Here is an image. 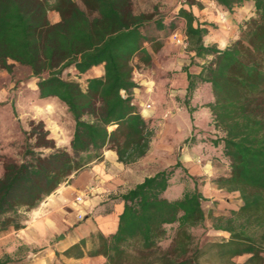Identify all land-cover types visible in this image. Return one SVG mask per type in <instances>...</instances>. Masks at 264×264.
I'll return each instance as SVG.
<instances>
[{
	"label": "trees",
	"instance_id": "1",
	"mask_svg": "<svg viewBox=\"0 0 264 264\" xmlns=\"http://www.w3.org/2000/svg\"><path fill=\"white\" fill-rule=\"evenodd\" d=\"M191 1V0H188ZM223 10L253 2L254 16L239 28L227 47L206 46L207 29L192 24L193 15L180 7L186 20V50L205 62L197 74L187 71L186 102L199 84H207L213 99L212 125L220 133L210 139L219 146L228 169L213 179L218 188L237 191L242 204L226 217L219 216L216 230L229 238L200 244L193 230L205 229V197L197 180L182 162L162 168L126 191L100 204L108 212L122 204L116 231L92 235L96 244L88 256L103 255L104 264H153L149 256L160 250L169 235L171 246L161 252L158 264L211 263L216 256L228 264H264V0H213ZM49 10L59 14L52 23ZM156 6L136 13L133 0H0V69L14 65L30 70L43 100L57 98L73 120L66 147L56 145L43 120L30 119L17 140L0 153V232L20 228L25 213L37 207L62 183L102 158L105 147L117 159L131 164L144 157L154 136L152 120L144 118L133 101V60L148 65L161 47L158 30L169 34L176 26L164 23ZM165 26L168 30H165ZM103 64L100 77L78 80L90 68ZM72 72L73 78L64 76ZM182 168L192 188L169 198L174 170ZM169 230H167V228ZM85 239L63 251L67 257L85 255ZM213 252V254H212ZM248 254L243 263L231 261ZM6 259H0L5 264Z\"/></svg>",
	"mask_w": 264,
	"mask_h": 264
},
{
	"label": "crops",
	"instance_id": "2",
	"mask_svg": "<svg viewBox=\"0 0 264 264\" xmlns=\"http://www.w3.org/2000/svg\"><path fill=\"white\" fill-rule=\"evenodd\" d=\"M180 7L187 9L193 15L194 26L200 25L207 29L203 37L204 45H213L219 49L229 46L238 37L240 25L254 16V5L251 1L236 5L230 11L223 10L213 0H191L178 4L171 10L168 8L170 11H160L165 15V24L173 21L176 26L169 34H163V30L156 31V40L161 43L160 50L167 47L169 40L176 44L171 37L173 32L185 33L186 20L178 15ZM152 9L135 10V12H149ZM48 18L50 22L55 23L60 17L55 10H49ZM165 30H168L166 26ZM145 46L151 56L154 51L159 50H154L152 42H145ZM174 50L176 54L169 59L170 61L176 59L174 62L177 69L166 79L172 88L170 95L182 98L180 107L177 108L179 105H174L169 99L165 107L167 110L158 109L155 105L156 94L153 93L158 84L141 77L139 73H134L133 76L134 81L139 84L133 89V101L144 118L157 116L161 111L162 115L164 111H168L169 119L166 124L169 125L165 127L168 130L167 135H172L175 140L189 135L198 137L212 126L211 111L205 104L213 99V95L207 84H199L186 102L187 71L193 74L199 73L205 59L196 58L198 63L190 64L192 51H187L181 46ZM103 73L104 67L100 64L90 68L78 80L85 87L88 78L100 77ZM148 104H150L149 108L146 107ZM211 147L213 148V145ZM150 149L139 159L140 161L165 159L161 156L157 157ZM166 150L172 152L171 147ZM192 152L194 151H182L180 154L179 151L177 156L192 175H210L218 171L217 165L212 168L210 165L212 161L208 157L205 158L204 165L197 164L195 157L202 155L199 153L193 155ZM131 164L119 162L115 150L105 147L101 159L91 162L73 174L69 181H65L37 207L27 211L20 228H9L0 232V259L5 258V264H104L103 255L88 256V251L96 244L94 240L90 241L89 236L91 233H101L105 236L113 234L117 229L122 204L115 205L108 212H101L104 209L100 206L103 198L118 187L127 186L129 189L142 181L145 176L151 175L147 174L136 180V175L131 174L128 169ZM131 181H134L133 186H129ZM216 188L219 191L224 190L218 186ZM78 195L81 196V201H76ZM78 215L84 217L83 223L78 221ZM89 222L94 224L90 225ZM81 238L85 239L83 248L85 255L80 258L65 256L63 251L78 243Z\"/></svg>",
	"mask_w": 264,
	"mask_h": 264
},
{
	"label": "rangeland",
	"instance_id": "3",
	"mask_svg": "<svg viewBox=\"0 0 264 264\" xmlns=\"http://www.w3.org/2000/svg\"><path fill=\"white\" fill-rule=\"evenodd\" d=\"M133 1L135 4V10L137 11L141 9H152V7L156 6L158 10L162 12L170 11L176 5L183 4L188 0ZM175 48H180V46L169 40L167 47H164L165 50L159 49L158 51H154V53H152L153 61H151L148 65L139 63L137 57H135L132 62L135 74L139 73L141 77L152 80L155 84H158V87L155 86V91L153 92L156 94L155 105L158 109L167 110L165 107L167 106L169 99H171V102L174 105H179L177 108L180 107V102H183L182 98L170 95L172 88L170 87V82L166 79L168 75L170 76L171 73L177 69V65L174 62L176 59L174 58L172 61L169 59V57L172 58V56L176 54V51L174 50ZM64 76L72 78V72L66 71ZM172 112L174 113V110ZM161 113L162 111L159 112V115L147 119L152 120V126L155 132L151 141L150 151L156 154L157 157L161 156L165 159L163 161L153 159L145 160L144 162L140 160L136 161L128 168L130 173L136 175V180H140L147 174H152L160 168L162 169L174 164L177 160L179 151L180 154L182 151L189 150L194 151L192 152L193 155H195V153H199L202 156H196L195 162L200 165H204L206 162L205 158L208 157V159L212 161L210 164L212 168L214 165H217L218 171L210 175H193L197 180L199 189L205 197V200L202 201V205L206 214L205 229L196 228L193 230V233L194 236L199 239L201 245L207 242L229 238L228 232L214 229L213 224L215 223V219L217 217H226L230 214L231 210L237 209L242 204V200L237 191H227L225 189L219 191L216 188L215 182H213V179L216 176L223 174L228 169L227 161L221 155V148L219 146H213L212 148L210 145V139L215 135H220V133L217 132L212 125L210 129L204 130L198 137L195 135H189L186 138L183 136L179 140H175L172 135H167L168 130L165 127V125H169L166 124L168 123L169 112L164 111L162 115ZM30 119L43 120L46 128L50 132V136L55 140L57 146L66 147L68 145L73 128V120L65 105L57 98L47 100L40 99L36 91V78L31 76L28 68L15 64L11 74L4 69H0V153L13 151L8 148L1 149V146L6 147L7 144L17 140L20 136L21 128H27L28 121ZM209 146L211 147V151ZM170 147L172 148V152H168L166 150L167 148L170 149ZM188 174L191 173L188 171ZM186 175V172H184L182 168L174 170L171 177L172 184L170 189L167 191V196L169 198L179 197L184 190L192 188V180ZM133 185L134 181H131L129 186ZM127 189V186L118 187L117 189L109 192L103 198L101 203L106 202L109 198L118 195ZM78 221L83 223L85 219L82 216V218H78ZM89 223L90 225L94 224V222ZM166 228L169 230L168 227ZM95 234L96 233L90 234V241L93 240L91 237ZM169 234L170 233L168 231V236L160 241V250L157 253L150 255L147 261H153V264H158V259L161 256L160 253L170 249L172 241ZM94 241L96 242V239ZM247 257L248 254L236 255L231 258V261L243 263ZM228 263L229 262L225 258L218 259L216 256L211 263L203 262V264Z\"/></svg>",
	"mask_w": 264,
	"mask_h": 264
},
{
	"label": "built area",
	"instance_id": "4",
	"mask_svg": "<svg viewBox=\"0 0 264 264\" xmlns=\"http://www.w3.org/2000/svg\"><path fill=\"white\" fill-rule=\"evenodd\" d=\"M172 40L179 46L186 48L187 43H186V35L185 33H180L178 31H175L171 34ZM147 108L150 107V104L146 105ZM76 201H81V196L78 195L76 197ZM78 218H82V215H78Z\"/></svg>",
	"mask_w": 264,
	"mask_h": 264
}]
</instances>
